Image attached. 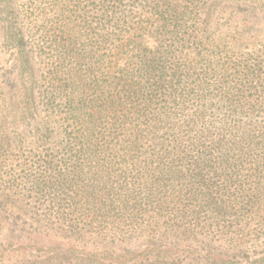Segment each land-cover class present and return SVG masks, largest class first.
Instances as JSON below:
<instances>
[{
  "label": "trees",
  "instance_id": "16d2710c",
  "mask_svg": "<svg viewBox=\"0 0 264 264\" xmlns=\"http://www.w3.org/2000/svg\"><path fill=\"white\" fill-rule=\"evenodd\" d=\"M0 264H264V0H0Z\"/></svg>",
  "mask_w": 264,
  "mask_h": 264
}]
</instances>
